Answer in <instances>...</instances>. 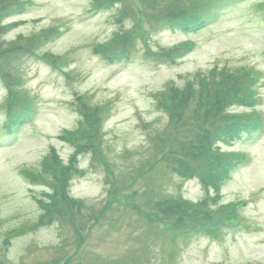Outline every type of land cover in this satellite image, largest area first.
<instances>
[{"label":"rangeland","instance_id":"1","mask_svg":"<svg viewBox=\"0 0 264 264\" xmlns=\"http://www.w3.org/2000/svg\"><path fill=\"white\" fill-rule=\"evenodd\" d=\"M29 1L0 29V264H264V129L216 136L221 125L255 115L264 121V0H226L191 33L165 21L221 0H122L96 12L109 2ZM126 40L129 59L96 53ZM187 41L196 44L192 53L176 63L159 60ZM20 46L32 53L2 57ZM48 54L68 76L44 63ZM235 73L242 80L231 79ZM254 77L257 103L249 107L242 82ZM27 90L37 114L8 133L7 101ZM226 101L233 104L218 119L217 105ZM82 123L79 151L64 134ZM184 144H213L216 154L246 153L249 160L218 194L206 187L204 172L191 170L205 156L198 161ZM53 151L65 166L78 151L64 181L45 166ZM54 176L61 195L47 215L41 202L52 201ZM166 199L197 205V218L229 217L222 209L233 204L231 220L243 227L219 237L182 235L198 219L185 215L187 206L161 211L157 203Z\"/></svg>","mask_w":264,"mask_h":264},{"label":"trees","instance_id":"2","mask_svg":"<svg viewBox=\"0 0 264 264\" xmlns=\"http://www.w3.org/2000/svg\"><path fill=\"white\" fill-rule=\"evenodd\" d=\"M105 1L109 3L107 4L99 3L100 6L97 5L95 9L97 8L103 9V7H110L111 5L119 4L120 1L122 0H105ZM24 5H25V0H7L6 3L3 5V7L1 8L2 10L0 11V29L3 28V31H7L6 30L7 26L3 24L4 20H6L12 14L20 11L24 7ZM261 6L264 8V4H261L260 7ZM209 7L210 6L208 5H204L198 9H193L191 12H186L182 10L181 12H183L185 16L181 17V19L176 18L175 20L172 18V19L166 20L165 23L168 22V25L166 26L170 28H179V29L187 30V29H190L191 27L196 26L197 24H203L204 23L203 17L205 13L208 11ZM59 32L60 30L57 29V30H54L52 33H50L48 36L46 33L45 35L46 40L56 36ZM130 41L126 40L121 44L117 43L113 45L112 48H109V49L105 47H102V48L100 47V49H97L96 53L104 56L105 60L107 61H114V60L121 61V60L129 59L131 55L130 49L132 48V44ZM188 47H189V43H184L183 45H180L178 47H174L167 51H164L160 53L159 60L173 61L176 57L181 56L187 50ZM30 51H31L30 49L23 50V46H20V47L12 48L10 49V51L3 53L2 57L13 52V55H10L9 59L7 60L11 61L12 59H14L13 57L15 56H16L15 59L17 60V59H21L24 56H26L27 53H32ZM46 57H47L46 58L47 60L46 59H43V60L46 61L47 64H49L54 70L62 71L63 67L60 65L61 62L60 60L56 58V56L48 54L46 55ZM3 67L5 68V65H3ZM0 72L2 74L1 76L5 78V75L2 72L1 67H0ZM235 74L236 75H234V77L232 76L230 78L231 79L236 78V81L242 80L241 79L242 75L238 73H235ZM252 74L253 73L250 74V72H246L245 75H248L251 77ZM8 76H10V74L9 75L6 74V77ZM19 81L20 80H18L17 78L16 82L18 83V85L21 82ZM256 82H257L256 77L253 78L250 84L249 83L247 84V80L242 82L243 85H245L244 87H248V94L250 95V98H248V103L246 105L249 107H254L253 105L257 103V100L255 101L256 96L254 95ZM227 103L228 102L226 101L225 104L220 103L219 105H217V109H219V112H220V115H216L218 119H222L221 115L223 114V112H225L226 109H228V107H230L233 104V103H229L227 105ZM7 105L6 107L8 109L9 122L5 126V128L8 131H12L13 128H16L17 126L21 125L22 123L30 119L32 115L34 114L33 100L30 97L29 93L26 91L20 95H17V94L11 95L9 100L7 101ZM99 112H100L99 109H95V111L91 115L96 118H99ZM253 117H254V121L240 120L239 122L235 124H229L230 126L228 125H225V126L221 125L220 127L218 126V130L216 131L217 138L218 139H222V138L223 139H236V138L241 137V134L244 132V130H247L250 128H253L254 131H258L260 129L259 128L260 126L259 117L257 115ZM66 135H69L71 143L74 144L75 146L77 145V149L80 151L82 148L81 144H82V140L84 136V124L82 123V125L79 126V128L76 131H73V130L66 131L64 136ZM64 136L63 138H65ZM184 145H186L185 148L187 147V149L188 147H190V149H188V153L193 154V156L196 157L197 159L203 155L205 156L204 160L199 161L198 159L199 161L198 163L196 161V163H193V165H190L191 170L193 171V173L194 172H204L207 175V180H205L206 187L214 189L218 194L221 190L223 183L226 182L231 177L232 172L237 167L242 165L244 161L246 160V155L239 154V153H227L223 155L216 154L214 151H212L213 144H184ZM181 150H182V147H181ZM53 152L54 153L51 157V161L49 160L50 158L47 159L45 161V166H47L49 170L55 169V171H59L61 175V179L62 181H64L66 179V175L71 173L74 169V162L77 157L78 151L74 154L71 160V163L66 166L63 165L62 162L58 159V156L56 155V151H53ZM180 170H177V171L180 172ZM26 175H30L31 177L34 174L28 172L26 173ZM191 175L192 174L185 176V177H189ZM53 180H54V183L52 185L54 186V192L50 196L52 201L48 204H44L41 202V204L43 205L42 207L45 209L47 215H51L54 213V211L56 210L55 207L57 206L58 198L61 195L59 192V188L62 185V183L58 185L59 184L58 176H54ZM62 195L66 196V193ZM176 206H179V207L187 206V212L185 213V215L191 214V216L197 218L196 217L197 212H195L197 210L195 206L197 205H194L190 203L189 201L182 200V202L181 201L178 202L177 200L175 202L171 199H166V201L163 200L157 203V207L159 209H162L161 211L168 213V214H173V210ZM204 206H207V204H205ZM234 207L235 205L231 204L229 206L226 205L224 207V210L221 208L223 213L224 211L225 212L227 211L230 213L229 217H222L224 214L219 213L221 215L218 217H221V218H218L216 216H215L216 218L214 216L213 217L209 216L208 218L209 212L208 213L206 212L205 213L206 215L203 214L201 217H199L202 219L197 218L198 220H195V222H191V228H184L186 230L182 231L183 232L182 235H187L189 231H191L190 235L192 233H195V234L207 233V235L218 237L224 227L233 225L236 222V221L231 220L232 217H236L234 213H237V209L235 208L234 210L233 209ZM184 222L185 221H180L179 223L181 224L187 223V222L186 223ZM186 226H189V225H184V227Z\"/></svg>","mask_w":264,"mask_h":264}]
</instances>
